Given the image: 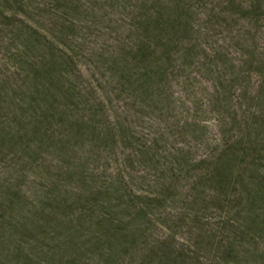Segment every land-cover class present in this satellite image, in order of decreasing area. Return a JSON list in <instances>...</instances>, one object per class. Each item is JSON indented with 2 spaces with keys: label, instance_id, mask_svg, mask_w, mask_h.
Segmentation results:
<instances>
[{
  "label": "rangeland",
  "instance_id": "rangeland-1",
  "mask_svg": "<svg viewBox=\"0 0 264 264\" xmlns=\"http://www.w3.org/2000/svg\"><path fill=\"white\" fill-rule=\"evenodd\" d=\"M0 264H264V0H0Z\"/></svg>",
  "mask_w": 264,
  "mask_h": 264
}]
</instances>
